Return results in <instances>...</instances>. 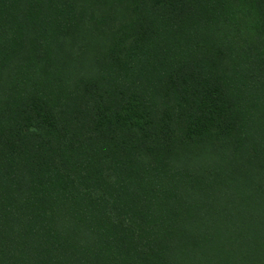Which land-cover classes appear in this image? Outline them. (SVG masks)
<instances>
[{
  "label": "trees",
  "instance_id": "trees-1",
  "mask_svg": "<svg viewBox=\"0 0 264 264\" xmlns=\"http://www.w3.org/2000/svg\"><path fill=\"white\" fill-rule=\"evenodd\" d=\"M0 264H264V0H0Z\"/></svg>",
  "mask_w": 264,
  "mask_h": 264
}]
</instances>
